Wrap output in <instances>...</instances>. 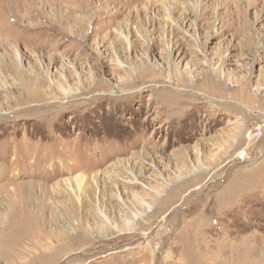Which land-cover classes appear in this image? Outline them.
<instances>
[{
	"label": "rangeland",
	"instance_id": "1",
	"mask_svg": "<svg viewBox=\"0 0 264 264\" xmlns=\"http://www.w3.org/2000/svg\"><path fill=\"white\" fill-rule=\"evenodd\" d=\"M0 264H264V0H0Z\"/></svg>",
	"mask_w": 264,
	"mask_h": 264
},
{
	"label": "bare ground",
	"instance_id": "2",
	"mask_svg": "<svg viewBox=\"0 0 264 264\" xmlns=\"http://www.w3.org/2000/svg\"><path fill=\"white\" fill-rule=\"evenodd\" d=\"M165 2H167V0H164ZM253 6V5H252ZM197 12V11H196ZM177 20H179V19H177ZM156 43V42H155ZM154 44V43H153ZM155 45V44H154ZM133 51V50H132ZM126 61H127V59H126ZM122 62V61H121ZM119 63V62H118ZM122 63H124V62H122ZM127 64V63H126ZM130 65V64H129ZM128 65V66H129ZM121 67H123V66H121ZM124 68V67H123ZM122 69V68H121ZM125 71H127V70H125ZM191 71V70H190ZM166 72V71H165ZM175 72V71H174ZM224 80H225V78H224ZM182 82V81H181ZM233 83V82H232ZM183 85V84H182ZM172 88V87H171ZM176 89V88H175ZM180 91V90H179Z\"/></svg>",
	"mask_w": 264,
	"mask_h": 264
}]
</instances>
